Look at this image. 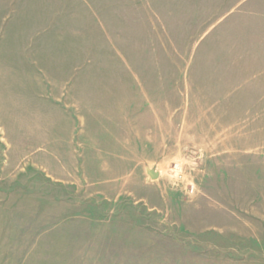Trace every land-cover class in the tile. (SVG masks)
Instances as JSON below:
<instances>
[{"label": "rangeland", "instance_id": "374dc122", "mask_svg": "<svg viewBox=\"0 0 264 264\" xmlns=\"http://www.w3.org/2000/svg\"><path fill=\"white\" fill-rule=\"evenodd\" d=\"M0 186L32 264H264V0H0Z\"/></svg>", "mask_w": 264, "mask_h": 264}, {"label": "crops", "instance_id": "0c3cea01", "mask_svg": "<svg viewBox=\"0 0 264 264\" xmlns=\"http://www.w3.org/2000/svg\"><path fill=\"white\" fill-rule=\"evenodd\" d=\"M159 124L157 122V125H155L156 132L154 133L157 139H159L158 142L160 141L159 137L161 136ZM141 142L143 144L146 143L144 139H142ZM156 149H159V147H157ZM8 229L9 228L5 226L3 227L4 232L0 231L2 233V234L0 233V264H32L34 260L32 259L31 252L29 253L27 251L23 252L18 250L19 247L25 246L22 244L24 240L18 241L17 234L11 233L15 229L10 227L9 231L7 232Z\"/></svg>", "mask_w": 264, "mask_h": 264}, {"label": "water", "instance_id": "95a60500", "mask_svg": "<svg viewBox=\"0 0 264 264\" xmlns=\"http://www.w3.org/2000/svg\"><path fill=\"white\" fill-rule=\"evenodd\" d=\"M150 176H151L152 178H156V177H157V174H156V173H153V172H150Z\"/></svg>", "mask_w": 264, "mask_h": 264}, {"label": "built area", "instance_id": "2783aa9c", "mask_svg": "<svg viewBox=\"0 0 264 264\" xmlns=\"http://www.w3.org/2000/svg\"><path fill=\"white\" fill-rule=\"evenodd\" d=\"M192 191H193V189L191 188L190 192H192Z\"/></svg>", "mask_w": 264, "mask_h": 264}]
</instances>
